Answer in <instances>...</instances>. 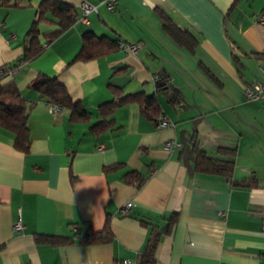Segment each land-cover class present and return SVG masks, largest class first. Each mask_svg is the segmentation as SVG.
<instances>
[{"label":"crops","instance_id":"crops-1","mask_svg":"<svg viewBox=\"0 0 264 264\" xmlns=\"http://www.w3.org/2000/svg\"><path fill=\"white\" fill-rule=\"evenodd\" d=\"M41 1L0 0V67L23 54ZM58 1L73 6L75 22L2 79H13L29 104L30 148L17 150L0 127V264H138L152 237L154 264H264V99L248 101L243 92L263 81L264 58L255 54L264 52V0H116L113 11L86 0L97 10L85 21L77 20L82 0ZM166 19L190 34L193 49L168 32ZM37 28L44 45L57 25L43 20ZM86 31L139 48L74 60ZM38 74L64 84L88 117L74 120L67 108L52 113L28 88ZM154 76L167 89L156 92ZM110 85L125 94L156 92L171 125L158 127L133 102L116 107L109 128L92 131L99 106L113 97ZM168 139L178 143L171 151ZM194 145L232 160L231 174L199 171ZM129 170L144 176L140 187L124 181ZM107 217L109 241H79L88 229L98 236ZM37 235L74 241L55 246Z\"/></svg>","mask_w":264,"mask_h":264},{"label":"trees","instance_id":"trees-1","mask_svg":"<svg viewBox=\"0 0 264 264\" xmlns=\"http://www.w3.org/2000/svg\"><path fill=\"white\" fill-rule=\"evenodd\" d=\"M2 3L8 4L10 0H1ZM237 1V0H235ZM47 16L52 19L49 20ZM76 13L70 4L58 0H42L38 7V14L32 23L30 30L26 34L23 54L12 64L0 67V127L8 130L14 135V147L22 152H28L30 148L29 131L27 128L28 108L29 104L18 90L13 79L2 82V79L13 74L15 69L22 62H29L36 58L45 48L38 38V23L43 20L53 21L57 28L43 35L46 45L51 43L55 38L61 35L75 22ZM165 28L174 38L187 45L189 48L194 47L195 42L190 34L182 32L178 27L174 26L169 20L163 22ZM118 48V40H112L105 36H97L93 32L86 31L82 34V45L74 57V60H90L115 51ZM257 58H264L263 53H256ZM10 70V72H9ZM155 91H163L167 89V80L158 77L155 80ZM28 88L44 97L48 103L58 105L60 108L70 110V117L74 120L78 118L88 117L83 107L78 101H74L68 93L64 84L55 77H49L44 74H38L34 78ZM112 99L99 106L101 120L91 127L94 132L106 130L113 124L112 118H107L116 107L127 104L137 103L143 115L157 122L161 114L156 92L146 94L143 91L125 94L121 88L109 86ZM178 94L172 91L169 96L170 101H176ZM195 165L199 171L212 172L229 176L232 172L233 161L212 158L206 155L197 145H194ZM223 153H230L232 149L221 148ZM117 167L116 164L105 167V170H112ZM123 179L126 183L140 187L144 182V176L136 170H129L124 173ZM98 236H86L79 238L80 242H106L112 238V232L109 226V218H106L105 226ZM37 242H47L51 245L70 244L74 240L71 237L60 235H37ZM157 237L151 238L146 253L142 256L138 264H154V253L157 245Z\"/></svg>","mask_w":264,"mask_h":264},{"label":"built area","instance_id":"built-area-1","mask_svg":"<svg viewBox=\"0 0 264 264\" xmlns=\"http://www.w3.org/2000/svg\"><path fill=\"white\" fill-rule=\"evenodd\" d=\"M103 3L105 4L106 8L109 11H113L115 8L116 0H103ZM79 6H80V15L78 16L77 20H81V21H85L87 16L91 12L97 10V5L92 4L86 0H82ZM258 21L260 23L264 24V13H262L258 16ZM44 45L46 46V43ZM118 48L121 50H125L126 52L134 53L139 48V44L127 43L123 39H118ZM9 72H10V70H9ZM156 79H158V76L153 77L154 81ZM243 92H244L245 99L248 101L263 100L264 99V72H263V81L258 80V79L252 80L250 83H248L246 86H244ZM49 109L52 113H55V112L59 111L61 108L56 104L50 103ZM169 125H171V123L166 116L161 115L158 118V122H157L158 127H166ZM177 146H178V143L174 139H168L164 142V148L169 150V151L173 150ZM131 205H132V203L130 201L126 202L120 208V210H119L120 213L125 214L128 211V209L131 207ZM219 215L222 218L225 217V213L223 211H220ZM13 229L15 231H20L22 229V224H21L20 220H17L16 222H14ZM73 230L76 231V228L73 227ZM262 230L264 232V219H263V223H262ZM87 234H88V236H91L92 231L90 229H88ZM129 263H130V261H128V260H120V261H116L114 264H129Z\"/></svg>","mask_w":264,"mask_h":264}]
</instances>
